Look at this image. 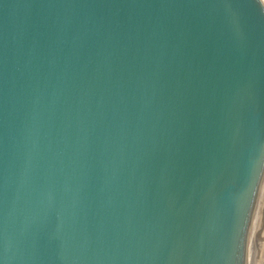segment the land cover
Returning a JSON list of instances; mask_svg holds the SVG:
<instances>
[{
  "label": "water",
  "instance_id": "1",
  "mask_svg": "<svg viewBox=\"0 0 264 264\" xmlns=\"http://www.w3.org/2000/svg\"><path fill=\"white\" fill-rule=\"evenodd\" d=\"M263 185L262 0H0V264H247Z\"/></svg>",
  "mask_w": 264,
  "mask_h": 264
},
{
  "label": "rangeland",
  "instance_id": "2",
  "mask_svg": "<svg viewBox=\"0 0 264 264\" xmlns=\"http://www.w3.org/2000/svg\"><path fill=\"white\" fill-rule=\"evenodd\" d=\"M262 203L263 204L261 205V208H262V210H264V201ZM262 210H260V213H259L260 215H263V213H264V211H262ZM260 215L258 216L259 217L258 219L259 220L262 219V220H260V222H259L260 224L257 222V224H259L260 226H258L256 224V228H255V229L258 228L257 229L258 231L255 230L253 232V235L250 238V246H249V254H248V262L249 261L250 262L248 264H251V263L252 264H263L264 263V257H263V255H264V253H263L264 252V247H263L264 246V234H263L264 233V230H263L264 229V227H263L264 226V221H263L264 215L263 216H260ZM261 226L263 227V229ZM259 232L261 233V235Z\"/></svg>",
  "mask_w": 264,
  "mask_h": 264
},
{
  "label": "bare ground",
  "instance_id": "3",
  "mask_svg": "<svg viewBox=\"0 0 264 264\" xmlns=\"http://www.w3.org/2000/svg\"><path fill=\"white\" fill-rule=\"evenodd\" d=\"M263 2H264V0H262ZM264 185H263V189H262V192H261V195H260V198H259V201H258V204H257V207H256V210H255V213H254V217H253V221H252V225H251V229H250V238H251V236L253 235V232L255 231V230H257V229H255L256 228V224H257V222L259 223L260 222V220H262V219H258L259 217V213H260V210H262V208H261V205L263 204L262 202L264 201ZM263 207V206H262ZM262 211H264V210H262ZM261 211V212H262ZM263 215H264V213H263ZM263 215H260V216H263ZM263 218V217H262ZM259 221H258V220ZM263 221H264V218H263ZM260 224V223H259ZM259 224H257L258 226H260ZM262 227V226H261ZM264 227V226H263ZM263 227H262V229H263ZM261 229V228H260ZM264 230V229H263ZM258 231V230H257ZM257 233V232H256ZM260 233V232H259ZM264 234V233H263ZM262 234V235H263ZM256 235V234H255ZM260 235H261V233H260ZM260 237V236H259ZM249 246H250V243H249ZM264 247V246H263ZM264 253V252H263ZM248 254H249V252H248ZM263 257H264V255H263ZM250 262V261H249ZM248 261H247V264L249 263ZM252 262V261H251ZM252 264V263H251ZM264 264V263H263Z\"/></svg>",
  "mask_w": 264,
  "mask_h": 264
}]
</instances>
